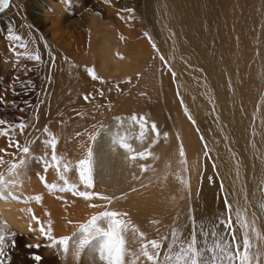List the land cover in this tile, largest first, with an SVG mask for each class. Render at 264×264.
<instances>
[{"label": "bare ground", "instance_id": "1", "mask_svg": "<svg viewBox=\"0 0 264 264\" xmlns=\"http://www.w3.org/2000/svg\"><path fill=\"white\" fill-rule=\"evenodd\" d=\"M1 126L26 146L0 220L58 264H240L235 214L264 235V0H9Z\"/></svg>", "mask_w": 264, "mask_h": 264}, {"label": "rangeland", "instance_id": "2", "mask_svg": "<svg viewBox=\"0 0 264 264\" xmlns=\"http://www.w3.org/2000/svg\"><path fill=\"white\" fill-rule=\"evenodd\" d=\"M9 5V0H0V12L3 9H6V7ZM194 101H189L186 103V100L184 99L182 104L183 106L185 105L186 109L189 111L190 116L193 118V120L196 122L197 115L196 113L202 110L201 104H193ZM197 102V101H196ZM194 122V123H195ZM6 129L1 126L0 129V159H4L1 163L4 164V167L11 166L15 161L17 162L18 156H17V150L23 149L26 145H18L19 142L16 141H9L5 140V131ZM3 133V135H2ZM2 137V139H1ZM4 140V141H3ZM4 143V144H3ZM33 143V141H32ZM23 147V148H21ZM16 151H15V150ZM10 156V157H9ZM2 157V158H1ZM12 158V159H11ZM6 159H8L6 161ZM11 159V160H10ZM18 159V160H17ZM6 161V162H5ZM13 161V162H12ZM39 163L42 165L43 169L46 170L48 167V162L45 160V158L40 155L38 159ZM5 162V163H4ZM9 164H8V163ZM7 164V165H5ZM236 190H234L235 192ZM246 209V207H245ZM247 210V209H246ZM247 213L245 210L244 212L238 211L235 215L237 217V223L241 227V232H242V253L240 257V264H264V235L260 234V229L258 228L256 222L253 220V218H249V214H247V217L242 216ZM27 240V239H26ZM26 242H24L23 246H25ZM16 243L14 242V246ZM35 249V248H33ZM46 250V248H45ZM51 254L50 256L54 255L57 253L56 250H54V247L50 249L48 252ZM41 256L47 257L42 255L40 252ZM50 259V258H49ZM73 259H78V257H75ZM52 264H54L52 262ZM57 264V263H56Z\"/></svg>", "mask_w": 264, "mask_h": 264}, {"label": "crops", "instance_id": "3", "mask_svg": "<svg viewBox=\"0 0 264 264\" xmlns=\"http://www.w3.org/2000/svg\"><path fill=\"white\" fill-rule=\"evenodd\" d=\"M42 175L39 176V178L41 179V184L43 185V183H44V187L49 188L50 185H48V183H50V181H48L47 178H43V177H46L47 175L43 176V177H42ZM79 177H81V176H79ZM79 177H78L79 181L82 180V182H83V183H81L82 185L80 186V188L82 189L86 186V182L82 177L81 178H79ZM42 178L47 180L48 182L46 183L45 180L43 182ZM69 181L70 180H67V184L69 183ZM67 184L65 185V187L68 186ZM69 185L74 186L73 182H71V181H70ZM50 187L54 188L55 186L53 185ZM57 188H60V186H57ZM57 188L56 189L54 188V189L58 190ZM60 189H62V187ZM60 189H59V191H60ZM66 189H68V187H66ZM72 189H74V188L72 187L69 191L71 192ZM76 193H78V192H76ZM11 195L16 199H18L20 197L19 195H17L14 192H12ZM58 198L62 199L63 202H65L64 201L65 198H62V197H58ZM27 205H32V202H30ZM28 214H30L33 217V221L35 222L36 221L35 216H34L35 214H34V210L32 208H30V211L28 212ZM1 220H0V222L3 225L0 224V228H1L0 229V264H49V263L52 264V262L54 264H56V263L58 264L57 260H58V258H60L59 255L50 256L51 254L48 253L50 250L47 252V255L44 254V252H46L45 248L47 245L45 242H47V241L42 240V236L37 237L36 235L33 234V232H29L31 234H29V233L26 234L25 232L20 233L16 230L12 229L8 224L4 223ZM43 234H46V233H43ZM27 237H29V238H27ZM14 242L16 243L15 246H14ZM24 242H26L25 246H23ZM33 248H35V249H33ZM40 252L42 253V255L48 256V258L41 256ZM49 258H50V261H49ZM47 259H48V262H47Z\"/></svg>", "mask_w": 264, "mask_h": 264}]
</instances>
